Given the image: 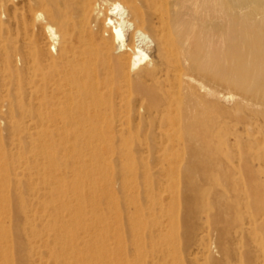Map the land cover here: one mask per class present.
<instances>
[{
	"label": "bare ground",
	"instance_id": "obj_1",
	"mask_svg": "<svg viewBox=\"0 0 264 264\" xmlns=\"http://www.w3.org/2000/svg\"><path fill=\"white\" fill-rule=\"evenodd\" d=\"M26 1L30 11L44 9V32L52 43L44 45V94L36 97V105L29 101L19 108L44 119L63 113L88 119L114 110L113 106L103 107L104 100L129 103L135 99L146 113L164 120L177 102L186 101L189 116L208 112L213 122L219 115L242 111L232 118L219 155L213 158L211 150V160L203 174L206 179L215 174L220 178L219 242L228 263L264 264V34L249 28L238 30L231 17L245 8L246 0ZM260 14L264 17V10ZM224 26L231 34H217ZM148 56V62L140 68ZM7 57L12 64L14 57L9 53ZM64 100L72 104L65 106ZM186 127L200 128L201 122L196 119L185 127L176 122L162 123L158 128L160 144L186 142L179 134ZM43 133H37L39 140L31 136L26 165L30 173L42 172L39 191L48 192H42L37 203L54 219L47 220L43 231L33 230L35 219H30L24 204L19 203V219L25 218V228H31L27 233L17 224L19 239L44 243L45 237L53 236L60 249L70 245L69 251L76 258L74 264H82L83 260V264H112L111 259L102 262L96 257L106 250L101 244L102 235L82 242L78 232H89L103 222L97 215L86 216L97 196L81 188L83 177H92L90 188L97 190L99 180L94 176L106 165L95 159L99 156L95 152L91 169L82 161L80 181L60 179L62 169L67 173L70 159L64 161L66 157L61 156L59 146L48 149L39 145L44 141ZM190 139L195 156L199 155L197 148L210 149L209 138L201 139L196 134ZM0 145V187L6 189L12 180V155L3 142ZM83 154L81 151L78 157ZM195 171L196 168L191 172ZM4 208L3 204L1 215ZM41 218L43 222L46 213ZM49 238L47 243L51 242ZM81 245L84 251H80ZM170 246L169 242L158 241L153 254L159 258L154 256L152 264L167 257L180 264ZM56 251L64 256L68 248L51 250L50 257L58 261L53 254Z\"/></svg>",
	"mask_w": 264,
	"mask_h": 264
},
{
	"label": "rangeland",
	"instance_id": "obj_2",
	"mask_svg": "<svg viewBox=\"0 0 264 264\" xmlns=\"http://www.w3.org/2000/svg\"><path fill=\"white\" fill-rule=\"evenodd\" d=\"M1 3L4 7L0 8V144L3 142L12 155L9 172L12 180L8 188L0 187V207L3 204L5 207L0 214V264L76 263L70 245L60 249L53 236L45 237L44 243H31L27 238L19 239L17 234V224L27 233L31 231L28 226L25 228V218L19 219L17 205L21 202L30 219H35L33 230L43 231L47 220L54 219L48 216L49 210L37 203V199L41 201V193L48 192L39 191L42 172L30 173L26 165L31 136L39 140L37 133L43 131L44 141L39 145L48 149L59 146L61 156L66 157L64 161L70 159L67 173L62 169L60 179L80 181L82 161L87 162L89 169L95 159L107 166L94 176L99 180L97 190L90 188L92 177L87 180L83 177L85 185L82 183L81 188L85 193L94 191L97 196L96 204L86 216L97 215L103 222L89 232L78 231L82 242L102 235L101 244L106 250L96 255L102 262L111 259L112 264H152L153 257H158L153 254L155 245L163 241L171 243L173 256L181 260L180 264H229L219 242L220 178L215 174L206 179L203 170L212 154L213 158L219 155L220 144L232 127V118L242 111L231 116L219 115L213 122L208 112L189 116L185 109L187 102L180 101L163 120L162 116L146 113L140 103L131 99L129 103L104 100L103 107L113 106L114 110L88 119L66 113L49 119L31 114L19 106H26L29 101L36 105V97L44 94V45L52 43L44 32V9L30 11L26 0H0ZM263 3V0H246L245 8L231 16L236 28L255 29L256 34H264V17L260 14ZM226 33L231 34L226 26L217 32ZM8 53L14 57L12 64L8 63ZM148 54L151 57L150 50ZM148 60L149 56L140 68ZM63 102L65 106L72 104ZM196 119L201 122L200 128L186 127L179 133L186 142L174 146L160 144L158 128L162 123L176 122L185 127ZM196 134L210 140V149H196L198 156L194 155L193 141L188 142ZM81 151L84 154L78 157ZM95 152L99 156L90 161ZM45 213L47 218L42 222ZM69 219L67 213L66 220ZM65 248L68 252L64 256L59 251L53 253L59 257L58 261L50 257L51 250ZM79 249L84 251L85 246ZM165 263L174 264L173 258L161 259L159 264Z\"/></svg>",
	"mask_w": 264,
	"mask_h": 264
}]
</instances>
